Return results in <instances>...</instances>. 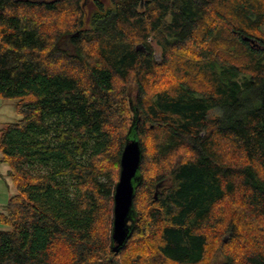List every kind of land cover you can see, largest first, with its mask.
Here are the masks:
<instances>
[{"label":"trees","instance_id":"1","mask_svg":"<svg viewBox=\"0 0 264 264\" xmlns=\"http://www.w3.org/2000/svg\"><path fill=\"white\" fill-rule=\"evenodd\" d=\"M263 27L264 0H0V264H264Z\"/></svg>","mask_w":264,"mask_h":264},{"label":"water","instance_id":"2","mask_svg":"<svg viewBox=\"0 0 264 264\" xmlns=\"http://www.w3.org/2000/svg\"><path fill=\"white\" fill-rule=\"evenodd\" d=\"M140 165L141 150L139 144L136 140H130L122 155L120 180L115 192L113 239L117 244L116 251L126 243L129 236L130 229L127 222L134 204V183L137 181ZM157 196L156 193L155 198Z\"/></svg>","mask_w":264,"mask_h":264},{"label":"rangeland","instance_id":"3","mask_svg":"<svg viewBox=\"0 0 264 264\" xmlns=\"http://www.w3.org/2000/svg\"><path fill=\"white\" fill-rule=\"evenodd\" d=\"M264 33V27H263ZM155 56L157 60H161V49L155 46ZM21 119L16 101L12 99H2L0 98V129L5 128L8 124L15 123ZM7 166L2 165L0 168V212L4 210L9 199L15 194L16 190L13 186L9 177H7ZM131 215L127 222L130 227ZM7 228L2 226L0 223V231L6 230Z\"/></svg>","mask_w":264,"mask_h":264},{"label":"bare ground","instance_id":"4","mask_svg":"<svg viewBox=\"0 0 264 264\" xmlns=\"http://www.w3.org/2000/svg\"><path fill=\"white\" fill-rule=\"evenodd\" d=\"M129 228H130V227H129ZM116 247H117V245H116ZM116 247H115V248H116ZM115 248H114V249H115ZM115 251H116V250H115ZM116 252H119V249H118V251H116Z\"/></svg>","mask_w":264,"mask_h":264},{"label":"flooded vegetation","instance_id":"5","mask_svg":"<svg viewBox=\"0 0 264 264\" xmlns=\"http://www.w3.org/2000/svg\"><path fill=\"white\" fill-rule=\"evenodd\" d=\"M46 1V0H45Z\"/></svg>","mask_w":264,"mask_h":264}]
</instances>
